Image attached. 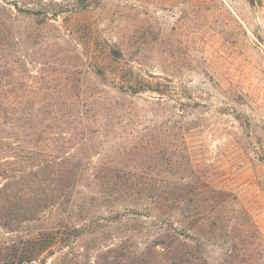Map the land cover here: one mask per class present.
<instances>
[{
    "label": "rangeland",
    "instance_id": "1",
    "mask_svg": "<svg viewBox=\"0 0 264 264\" xmlns=\"http://www.w3.org/2000/svg\"><path fill=\"white\" fill-rule=\"evenodd\" d=\"M0 40V103L113 102L34 135L63 158L51 182L0 179V264H264V0H0ZM98 67L172 98L119 93ZM137 187L172 209L134 204Z\"/></svg>",
    "mask_w": 264,
    "mask_h": 264
},
{
    "label": "trees",
    "instance_id": "2",
    "mask_svg": "<svg viewBox=\"0 0 264 264\" xmlns=\"http://www.w3.org/2000/svg\"><path fill=\"white\" fill-rule=\"evenodd\" d=\"M38 6L39 9H25L27 20L34 21L36 12L38 10L43 11V7ZM74 11L76 12V10ZM9 19L17 21L19 17L13 16ZM0 44H2L1 40ZM129 73L124 75V79H122L118 73L106 68L98 67L92 71L94 80L98 84L101 82L119 93L132 95L149 91L161 95L159 96L161 100H165L167 97L172 98L173 92L168 90L169 88L164 83L155 80L157 78L155 75H147L151 78L149 79L134 73L132 70ZM122 83H124V89ZM62 92L60 96L63 99L59 105L44 104L28 107L19 104L0 103V179L5 181L6 188L13 185L30 190L34 186L51 182V177L57 175L63 158L52 154L53 152L50 151L52 147H49L48 144H53L55 147L57 145L54 141L44 144L40 138H34L38 132H44L42 125L48 128L50 126L49 121L55 123L60 119H72L78 122L95 120L104 112L107 113L113 105L112 100L100 88L89 91V93L79 91L75 95V99L70 101L67 99L69 96L65 95L66 93L62 94ZM0 97H2L1 92ZM152 98L155 99V97ZM5 127L10 129L9 133H5ZM6 136H11L12 139H5ZM145 192V188L137 187L128 193L131 196L129 199H132L136 205H144L147 210L157 209L161 216L166 214L168 209H172L167 199H161V195ZM147 196L150 198L149 201L145 200ZM34 238L31 241L30 253L37 252L45 246L44 241ZM24 259H27L25 255H14L10 262L11 264L15 262L19 264Z\"/></svg>",
    "mask_w": 264,
    "mask_h": 264
}]
</instances>
